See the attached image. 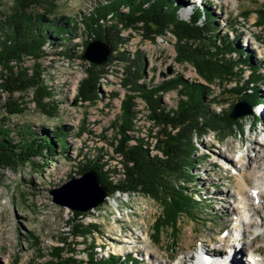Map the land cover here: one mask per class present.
Returning <instances> with one entry per match:
<instances>
[{
	"label": "rangeland",
	"instance_id": "rangeland-1",
	"mask_svg": "<svg viewBox=\"0 0 264 264\" xmlns=\"http://www.w3.org/2000/svg\"><path fill=\"white\" fill-rule=\"evenodd\" d=\"M110 1L57 2V14L65 16L70 25L76 24L79 34L73 36L70 42L73 44L70 55L61 53V47L55 50L52 47H44L45 55L41 59L45 66L43 77L53 93L56 106L54 115L47 116L41 113L32 101L31 93L21 100L25 107L23 113L8 116L4 110L0 111V126L11 130L15 142L20 140L18 130L27 126L37 137L49 134L58 126L67 129V132H63L67 150L60 149L56 143L55 152L49 161L42 156L33 158V161L41 166L24 164L15 168L0 169V264H63L64 259L68 257L83 262L81 264H90L87 261L89 251L86 248L87 244L81 241L80 237L73 238L70 234L67 223L73 217L74 211L54 204L49 191L72 177L80 176L79 168L84 160L95 159L97 154H104V160L110 165L111 177L114 179L109 176L108 178L114 184L120 185L126 177V171L122 176L121 164L113 159L109 151L110 148H114L119 138L112 124L121 114V101L127 93L122 85L125 62L115 57L111 63L105 64V72L99 78L97 99L94 102L75 100L76 98L70 96L71 83L77 81L79 85L81 79L86 76L84 69L89 62L81 58L86 46L85 40H93L83 29L82 18L92 13L96 7L100 11L110 9L112 4L104 6ZM176 2L181 7L179 14L184 20L188 19L193 7L211 3L208 9L218 30L213 40L221 43L236 39L239 47L247 49L256 69H259L260 75L264 78V28L262 25H256L255 13L258 9L264 10V0H176ZM12 7L11 0H0V18ZM127 10V7L122 8L124 12ZM246 10L251 12L245 16ZM115 21L109 13L100 19L99 23L112 25ZM47 28L53 29L52 23H48ZM53 31L57 34V30ZM119 34L126 40L117 45V52L115 49L110 54L114 57L120 52H125L130 59L138 57L142 70V79L139 83L149 86L174 76H181L192 83H200L208 88L206 100L214 99V102L208 101L210 110L219 113L220 116L231 112L234 104L242 100L241 94L234 88L235 83L241 79L242 70L237 71L238 77L236 75L229 80L215 77L207 84L192 64L177 61V42L173 34L166 32L155 40L145 39L140 30L121 29ZM200 44L201 42H197L196 46ZM230 55L237 57L236 53ZM32 63L33 61L28 58L23 65L30 68ZM169 68L172 70L170 74L167 73ZM245 71L248 74L250 69L245 68ZM254 89H257L264 98V85L254 86ZM120 93H124L122 99L118 98ZM133 94L130 126L133 118L134 124H140L135 112L141 113L144 110L140 108L137 100L145 101L139 92ZM15 97L17 98L18 94ZM0 98L2 103L6 95L2 93ZM178 99L177 89L165 91L161 97L162 106L165 109H175ZM147 107L149 117L152 118L148 104ZM251 109L250 114L236 118L239 123L230 132L226 130L224 135L209 132L202 137L193 136L196 149L192 171L196 178L193 185L186 186L196 189L197 192L189 190L187 193H192L194 199L202 198L203 201L199 202L192 215L178 216L175 231L170 227H164L158 237L154 236V222L161 215L162 206L140 191L128 192L117 188L108 193L99 206L85 212L81 221L77 216L78 222L97 225V228L92 229L87 235V243L91 239L95 242L96 260H102L100 264H107L103 260L104 257L110 254L115 256L125 254L130 259H137L134 264H180V261L182 264H193L192 261H196L201 254L212 256L217 261L231 253L232 258L228 264H249L248 258L240 250L236 251L235 255L230 251L233 247L230 243L234 241H239V245L247 242L251 245L249 249H254L255 253L264 256V190L259 193L258 202H250L256 221L246 227V232L242 233L240 238L236 239L229 232L235 219V211L229 207L236 199L239 172H245L244 169L235 166L233 160L237 155H244L247 170L253 162L257 166L264 162V144H260L261 137L264 136V102L257 103ZM156 124L159 127V144L164 136L162 125L157 121ZM135 128L138 131H134V138L131 140L125 131L127 144L130 146L140 144L142 147L141 141L137 138H143L144 133L142 130L140 132L136 125ZM160 149L162 150L161 147ZM145 151L152 156L153 152H149L148 148ZM221 152L232 161L223 157ZM163 154L165 155L164 152ZM256 170L257 167L253 172ZM244 178L248 187L244 188L242 193L247 194L248 188L256 185L251 175ZM63 237H66V240L64 250L60 254L63 260H60L53 256L50 250L54 246H60ZM71 247L73 250H70Z\"/></svg>",
	"mask_w": 264,
	"mask_h": 264
},
{
	"label": "trees",
	"instance_id": "trees-1",
	"mask_svg": "<svg viewBox=\"0 0 264 264\" xmlns=\"http://www.w3.org/2000/svg\"><path fill=\"white\" fill-rule=\"evenodd\" d=\"M11 1L12 9L0 18V95L2 93L6 95L4 102H0V111L4 110L8 116L23 113L25 107L21 100L23 101L24 97L31 93L36 108L47 116H53L56 106L52 90L44 81L45 66L41 63V59L45 55L47 46L54 50L61 47L60 52L64 55L72 54L73 44L70 42L73 36L79 34L78 27L76 24L70 25L65 16L57 14L58 0ZM107 5L112 7L106 11H100L96 7L92 13L82 18V24L90 39L107 42L111 52L119 43L126 40L119 34L121 29L140 30L142 37L149 40H155L169 32L176 38L177 61L192 64L207 84H210L215 77L224 80L236 75L238 77L237 71L242 70L241 79L234 85L236 91L241 94V99L251 107L264 102L258 90L254 89V86L264 85V78L260 75L259 69H256L247 49L239 47L236 39L221 43L213 40L218 30L214 17L208 9L211 3L193 7L187 20L180 17L181 7L176 0H111L104 6ZM123 7H127L128 10L122 11ZM250 12L244 11L245 16ZM109 13L116 21L112 25L99 23V20ZM255 13L256 25H262L264 28V10L258 9ZM48 23H52L57 34L53 29L47 28ZM88 42V39L85 40V45ZM197 42L201 44L196 46ZM115 51L117 52L118 48ZM231 53H236L237 57L231 56ZM115 57L125 62L122 85L127 93L121 101V114L112 125L119 134L114 149L124 157L126 177L120 185L110 180L112 185L108 181L109 172L104 170L106 165L103 162L104 154H97L95 159H85L79 168V174L88 169L95 171L109 194L117 188L128 192L140 191L157 201L162 206V213L153 227L154 236L158 237L164 227H170L175 231L178 216L192 215L199 202L203 201L202 198L196 200L192 193H187L189 190L197 192L196 189L186 186L193 185L196 178V174L192 171L196 149L193 136L202 137L209 132L224 135L226 130L230 132L239 120L231 119L230 112L220 116L219 113L211 111L208 101L214 102V99L206 100L208 88L200 83L189 82L181 76H174L149 86L139 83L142 79L139 59L138 57L130 59L125 52H120L114 57L110 54L106 62L101 65L86 63L84 69L86 76L81 79L77 87V95L81 100L94 102L97 99L98 82L105 72L104 66L111 63ZM28 58L33 61L30 68L23 65ZM245 68L250 69L248 74L245 73ZM173 89H177L179 93L176 108L165 109L161 101L162 93ZM135 92H139L147 102L151 117L162 125L164 137L159 144L165 153L164 159L151 157L140 144L135 146L127 144L125 131L130 128ZM16 94H18L17 98ZM254 118L256 122L257 117ZM63 132H67L66 127L58 126L49 134L37 137L27 126L18 130L20 140L15 142L11 130L0 126V169L15 168L24 164L41 166L35 163L33 158L42 156L49 161L55 152L56 143L59 144L60 149L67 150ZM72 213L73 217L67 223L70 234L73 238L80 237L81 241L87 244L86 248L89 249L87 261L90 264H100L102 260L95 258L94 240L91 239L87 243V235L92 229L95 230L97 225L80 222L85 212ZM76 217L79 222L76 221ZM65 240L66 237H63L62 244L50 250L51 254L60 260H63L60 254L64 250ZM70 250L73 248L71 247ZM103 260L107 264H128L137 261L114 254L104 257ZM74 263L83 262L76 261L73 257L63 261V264Z\"/></svg>",
	"mask_w": 264,
	"mask_h": 264
},
{
	"label": "bare ground",
	"instance_id": "bare-ground-1",
	"mask_svg": "<svg viewBox=\"0 0 264 264\" xmlns=\"http://www.w3.org/2000/svg\"><path fill=\"white\" fill-rule=\"evenodd\" d=\"M230 1H233V0H230ZM77 86H78L77 81H73L71 83V87H70L71 98H72V91H74V89H75V91H77ZM105 91L108 93V90L105 89ZM140 108H142L144 110L143 107H140ZM136 115L138 116L137 118L140 121V118H142V116H144V111H141V113L139 111H138V113L135 112V116ZM134 123H135V120L133 118V121L131 123L130 128L126 131V134L130 137L129 140L134 138V131H138L135 128ZM139 130L141 132L142 129L140 128ZM137 139L139 141H141L142 148L144 150L146 148H148L149 152H153L152 156L150 155L151 157L155 156V153L153 151V145L150 142L148 135L143 134V138H140V139L137 138ZM143 139L145 140V142H142ZM260 144H264V136L261 137ZM221 155L223 157L227 158V160L232 161V159H230V157L224 155V153L221 152ZM103 162L106 164L104 170H107L109 172V177L111 179H114L111 177L112 170L109 168L110 165L107 164V161H105L104 158H103ZM233 162H234L235 166L239 167L240 169L245 170V172H243V173L239 172L240 177H239V181H238V189L235 192L236 193V199L234 200L233 203L230 204V207H229L230 209L235 211L234 225L229 229V232L231 235H234L237 239V237L240 238V235H242V233L246 232V227L248 225H250L251 222L254 223L256 221L255 217H253L254 209L250 205V202H252V201L258 202L259 201V193L264 190V162H262L260 164V166H257L255 164V162H253L251 164V167H249L250 169H248V170L246 169V160H245L244 155H242V154L237 155L236 159L233 160ZM121 166H122L121 167L122 168L121 175L124 176V174H125L124 165L121 164ZM256 167H257V170L255 172H253V169ZM247 175H251L256 186H254V187L249 186L250 187V188H248L249 192L247 194H243L242 190L244 188L248 187V184L246 183V180L244 178ZM80 213H84V212H80ZM230 244L233 245V247L230 248V251L234 252V254H235L236 251L240 250L248 258L249 264H264V256L259 254V253H255L254 249H249L251 247V245H249L247 242L239 245V241L238 242L234 241V242H231ZM99 250H101V248ZM107 254L108 253H106V256H108ZM229 254L230 255H228V256L219 258L217 261L214 260V258L212 256H207L206 254H201V255H199V257H197L195 259L196 261H192V263L193 264L194 263L195 264H228V262H230L229 259L232 256L231 253H229ZM120 257L123 258V257H126V255L123 254V255H120ZM130 263L134 264L133 262H130ZM179 263L182 264L183 262L180 261Z\"/></svg>",
	"mask_w": 264,
	"mask_h": 264
},
{
	"label": "water",
	"instance_id": "water-1",
	"mask_svg": "<svg viewBox=\"0 0 264 264\" xmlns=\"http://www.w3.org/2000/svg\"><path fill=\"white\" fill-rule=\"evenodd\" d=\"M110 53L111 47L107 42L93 39L86 44L81 58L89 63L101 65L106 62ZM171 72L169 68L167 73ZM251 112V107L245 101L240 100L234 104L229 117L236 119ZM49 193L54 204L76 212H87L99 206L108 195V191L101 184L96 172L89 169L80 176L72 177L52 188Z\"/></svg>",
	"mask_w": 264,
	"mask_h": 264
},
{
	"label": "built area",
	"instance_id": "built-area-1",
	"mask_svg": "<svg viewBox=\"0 0 264 264\" xmlns=\"http://www.w3.org/2000/svg\"><path fill=\"white\" fill-rule=\"evenodd\" d=\"M87 62V61H86ZM124 93H120L118 98L122 99ZM72 98H76L75 100H81L80 97L77 95V91H72ZM140 107L144 108V116L140 118V124H135L138 128H141L143 133L146 135H149V140L153 145V151L155 153V158L163 159L165 158V155L163 154L162 150L159 147L158 144V132L159 127L156 124V121L153 118L149 117V111L148 107L145 101L142 99L137 100ZM111 152V155L115 161H118L120 164L125 165V171H126V162L124 160V157L122 153L116 151L113 147L109 150ZM131 163H129L130 165ZM108 181L113 185V183L107 178Z\"/></svg>",
	"mask_w": 264,
	"mask_h": 264
}]
</instances>
